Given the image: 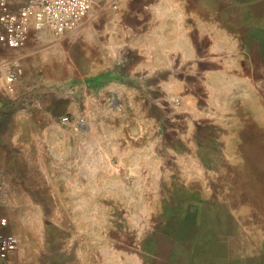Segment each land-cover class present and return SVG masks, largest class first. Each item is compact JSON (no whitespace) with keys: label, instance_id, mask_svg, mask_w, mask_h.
Here are the masks:
<instances>
[{"label":"rangeland","instance_id":"rangeland-1","mask_svg":"<svg viewBox=\"0 0 264 264\" xmlns=\"http://www.w3.org/2000/svg\"><path fill=\"white\" fill-rule=\"evenodd\" d=\"M118 1L96 0L70 37L44 33L8 87L48 111L58 148L19 181L7 177L0 217L21 239L12 264H264V51L251 54L261 95L248 118L257 131L240 113L234 127L202 125L193 150L165 95L141 99L111 84L104 16ZM230 6L193 1L197 16L210 12L215 23L221 11L232 27ZM224 143L246 159L231 179Z\"/></svg>","mask_w":264,"mask_h":264},{"label":"crops","instance_id":"crops-1","mask_svg":"<svg viewBox=\"0 0 264 264\" xmlns=\"http://www.w3.org/2000/svg\"><path fill=\"white\" fill-rule=\"evenodd\" d=\"M119 1L115 11L104 16L111 62L107 75L113 86L120 82L123 92L146 100L165 95L181 126L191 132V139L185 140L193 150L201 148L195 136L202 125L234 127L240 113H245L257 131V121L248 118L252 113L248 105L260 94L251 72L256 64L251 54L254 47L264 51V0H228L227 5L222 0L224 9L233 4L232 27L225 24L227 16L221 11L215 23H210V12L197 16L194 0ZM243 21L249 25H242ZM43 37L41 33L38 41ZM32 43L22 51L0 44V171L12 182L21 179L28 165L46 164L49 152H58L57 144L50 143L51 131L56 132L51 127L56 128L48 123V111L33 107L34 99L8 91L6 78L17 71L18 81V69L27 65ZM178 126L175 131L180 134ZM242 145L240 142V148ZM226 147L224 143L223 163L232 175L226 177L231 179L246 159H236ZM2 231L13 232L10 226Z\"/></svg>","mask_w":264,"mask_h":264},{"label":"built area","instance_id":"built-area-1","mask_svg":"<svg viewBox=\"0 0 264 264\" xmlns=\"http://www.w3.org/2000/svg\"><path fill=\"white\" fill-rule=\"evenodd\" d=\"M96 0H0V44L13 51H22L30 42H37L41 33L67 38L88 21ZM17 73L12 71L6 81L12 90ZM68 117L63 118L67 123ZM10 184L0 171V206L7 199ZM9 219L0 217V264H12L21 247L20 237L2 230Z\"/></svg>","mask_w":264,"mask_h":264}]
</instances>
